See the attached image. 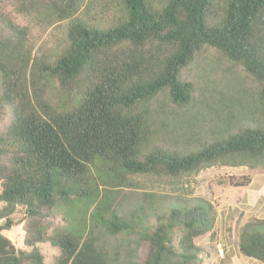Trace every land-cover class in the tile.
Instances as JSON below:
<instances>
[{
    "label": "trees",
    "instance_id": "trees-1",
    "mask_svg": "<svg viewBox=\"0 0 264 264\" xmlns=\"http://www.w3.org/2000/svg\"><path fill=\"white\" fill-rule=\"evenodd\" d=\"M86 2L14 0L20 13L70 20L52 62L33 55L28 25L0 11V264H46L45 243L60 251L54 264H113L105 232L138 237L144 256L131 249L125 264H202L196 240L216 237L210 201L179 203L143 225L117 214L120 188L136 175L180 181L217 165L264 167V117L186 154L153 140L161 93L193 105L194 83L181 72L205 46L251 76L264 115V0H121L110 27L78 16ZM145 197L136 211L157 212L155 195ZM20 224L22 248L1 233ZM239 249L264 264L263 219L244 225Z\"/></svg>",
    "mask_w": 264,
    "mask_h": 264
},
{
    "label": "rangeland",
    "instance_id": "rangeland-1",
    "mask_svg": "<svg viewBox=\"0 0 264 264\" xmlns=\"http://www.w3.org/2000/svg\"><path fill=\"white\" fill-rule=\"evenodd\" d=\"M121 10V0H87L78 16L92 25L110 27L118 22ZM0 11L11 12L16 22L29 26V45L37 58L52 62L66 46L69 19L56 21L20 13L15 9L14 0H0ZM181 77L194 83L195 100L190 108L180 109L169 102L167 91L158 96L153 105V116L158 124L153 140L157 146L186 154L244 127L256 126L264 117L258 101V85L242 66L234 64L212 46H205L182 70ZM50 88L51 95L55 93L54 85ZM2 94L0 73V100ZM132 180L133 186L120 188L116 206L117 214L125 220L140 215L144 217L142 224L149 225L158 214H167L179 203L207 200L217 211L216 237L207 234L196 240L203 248L202 264H263L243 255L239 240L246 223L264 220V167L217 165L180 181L147 175H136ZM145 193L155 195L157 212L148 208L144 212L136 211L142 205L147 206ZM2 206L0 202V208ZM61 211H55L53 216L56 224L64 223L62 218L66 211ZM1 233L17 247H24L23 224ZM137 238L135 234L124 232L114 236L105 232L101 236L113 264H125L133 258L129 252L137 251ZM40 248L45 263L54 264L59 249L51 243L41 244ZM137 255L135 259L144 256L142 248Z\"/></svg>",
    "mask_w": 264,
    "mask_h": 264
},
{
    "label": "built area",
    "instance_id": "built-area-1",
    "mask_svg": "<svg viewBox=\"0 0 264 264\" xmlns=\"http://www.w3.org/2000/svg\"><path fill=\"white\" fill-rule=\"evenodd\" d=\"M223 247H222V245L219 243V250H220V252H222L223 253Z\"/></svg>",
    "mask_w": 264,
    "mask_h": 264
}]
</instances>
